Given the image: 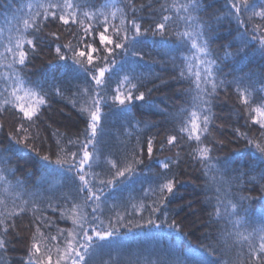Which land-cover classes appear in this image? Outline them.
Here are the masks:
<instances>
[{
	"label": "trees",
	"instance_id": "1",
	"mask_svg": "<svg viewBox=\"0 0 264 264\" xmlns=\"http://www.w3.org/2000/svg\"><path fill=\"white\" fill-rule=\"evenodd\" d=\"M36 2L40 0H0V51H3L2 45H6L10 37L14 41L23 29V19L29 15L25 5ZM99 2L103 3L104 0ZM165 2L171 5L174 0H115L117 7L124 9L129 17L135 15L141 18L142 27H147L158 18L160 5ZM175 2L179 5L184 0ZM128 3L137 9L135 14L125 8ZM202 3L198 19L211 22L219 29L221 38L211 47L215 54L223 56V45L236 43L233 37L238 38L237 29L240 26L234 19L216 24L218 15L222 19L224 17L226 0H202ZM149 4L153 7L149 8ZM35 10L32 9L33 12ZM169 14L174 17L175 23L165 37L149 34L140 38L142 42L136 45V49L143 56L142 59L139 55H132L131 51L121 55L120 50H117L115 65L111 72L105 74L106 84L101 95L107 102L102 101L100 105L97 144L88 147L95 161L93 173L98 174L99 178H110V170L114 171L111 162L122 166L135 149L146 146L148 138H153L154 154L151 159L145 156V163L138 165L136 172L126 182L117 180L116 187L105 190L100 218L105 223L108 218L114 221V213L118 212L126 220H131V231L120 228L118 243L113 242L110 246L97 249L92 256V264H153L157 260L177 256L190 257L194 249L203 250L208 246L214 250L213 259L219 260L220 264H248V241H239L235 234L241 232L248 235L252 232L258 227L261 211L264 210V182L259 181L264 164L256 162L259 153L254 144L247 142L259 139L264 129L249 119L246 106L240 103L235 83L230 82L238 76L250 78L245 82L250 84L252 106H259L264 102V77L261 76L264 59L256 55L250 46L246 50L247 56L225 60L221 65L226 75L220 78L227 82L218 87L212 97V123L208 132L201 136L212 149L209 154L211 163L223 173V182H220L221 177L215 169L209 168L207 162L194 158L195 140H188L186 134L179 133L176 145L166 143L167 137L178 134L182 122H186L190 113L197 111L200 105L194 76L199 70L198 62L193 60L191 71L180 78L179 69L165 54L169 49H181L186 55L195 54L194 49L186 46L182 48L176 32L187 30L195 34L196 22L194 20L188 24L176 18L177 15H186L182 11L177 14L173 10ZM115 23H119V13ZM64 28L55 21L43 24L41 30L35 33L39 41L37 54L29 55L20 73L26 88L39 91V84L47 93L48 102L40 106V118L30 129V134L38 137L36 147L41 155L49 154L53 160L61 146L76 152L79 158L80 145L85 142L86 129L89 128V117L86 112H81V108L91 105L96 89L90 76L65 67V62L60 61L55 54V45L69 40L75 44L79 40L81 46L91 43L94 47H103L97 33L85 34L76 25H71L68 31ZM52 32H59V41L49 35ZM27 35L29 39L33 38L31 29ZM3 64L5 66H0V74L10 71L6 67L7 61H3ZM130 67L144 78L141 90L145 92V101L137 100L130 105L134 120L121 112V106L111 99L118 81L123 79ZM0 86H3L2 80ZM56 87L64 90L63 97L55 95ZM19 95L24 97L23 92ZM20 103L28 106L30 97H24ZM13 111L15 115H12ZM21 115L18 110L10 109L4 116L7 127L0 131V168L4 169L6 177V182L0 183V200H3L0 213L4 214L0 215V219L11 225L7 233L0 225V239L5 241L0 247V264H29V249L37 227L44 234L40 255H45L44 247L47 245L51 250L52 264H56L57 259L63 257L68 242L74 243L72 237L67 235L78 231L70 210L82 203V194L77 193L72 182L63 180L57 174L47 175L34 152L24 150L16 154L9 150L8 132L17 125ZM161 146L163 151L159 150ZM93 147H96L95 152ZM166 159L179 161L168 169V173L177 179L176 193L168 197L170 203L161 202L153 191L165 171L155 161ZM253 168L255 172H251ZM42 176L46 179L41 180ZM213 176L219 183L213 182ZM17 181L21 184L17 185ZM218 196L224 201L220 205L222 219L213 215ZM241 197L248 199L242 200ZM229 199L237 204V213L243 220L238 227L234 224L237 216L228 217L223 213ZM21 207L25 209L23 212H19ZM153 207H159L160 211L153 213ZM13 211L19 212V215L9 216ZM86 211L91 213V209ZM161 214L169 220L174 219L183 235L166 227L157 232L146 225L150 216L158 221ZM137 222L145 224V227H135ZM31 261L35 264V257H31ZM41 264H47V260L44 259ZM60 264L69 262L63 258Z\"/></svg>",
	"mask_w": 264,
	"mask_h": 264
},
{
	"label": "snow or ice",
	"instance_id": "2",
	"mask_svg": "<svg viewBox=\"0 0 264 264\" xmlns=\"http://www.w3.org/2000/svg\"><path fill=\"white\" fill-rule=\"evenodd\" d=\"M25 7L28 9L29 15L28 18L23 19V29L19 31L14 41L10 37L9 42L2 45L3 51H0V66H5L3 61H7L6 67L10 70L0 74V80L3 81V86H0V98H2L0 99V131H4L7 127L4 116L9 110H18L22 115L13 130L8 132L9 150L16 154H20L24 150L34 152L41 162L40 167L46 171L47 175L57 174L63 180L72 182L77 193L82 194V203L74 205L70 210L73 224L76 225L78 231L67 233V235L72 237L74 243L68 242L63 257L58 258L56 264H60V259L63 258H66L69 264H92V256L97 249L110 246L113 242L118 243L117 238L121 235L120 228L131 231L129 228L131 220H126L125 216L118 212L114 213V221L108 218V222L105 223L100 218L103 213L104 200L102 198L105 190L109 187H116L117 180H120V183L126 182V179L136 172V167L145 163L144 157L151 159L154 154L153 138H148L146 146L135 149L133 155L122 166L118 167L116 162H111V169L114 171L110 170V178H99L98 174L93 173L95 161L93 160V153L89 152L88 147L97 144V128L101 119L100 105L102 101L107 102V99L101 95L106 84L105 74L111 72L115 65L117 50H120L121 55H127L131 51L132 55H139L142 59L143 56L136 49V45L142 42L140 38L149 34L165 37L175 23L174 17L169 14L173 10L177 14L181 11L185 13L186 15H177L176 18L182 19L188 24L195 20V34L187 30L176 32L182 48L186 46L194 49L195 54L186 55L181 49H169L165 54L172 59L173 64L179 69L180 78L185 77L191 71L193 60L198 62L199 70L194 73V76L197 99L200 101V105L197 111L190 113L186 122H182L178 134L167 137L166 143L170 146L176 145L179 133L186 134L188 140H195L194 158L201 162H207L208 167L215 169L217 175L221 177L220 182H223V173L215 164L211 163L209 154L212 149L205 144L201 136L208 132L209 125L212 123V97L217 88L227 82L226 79L220 78L222 75H226L221 66L224 61L247 56L246 50L250 46L256 55L264 59V0H226L224 17L222 19L218 15L216 24L221 25L234 19L240 28L237 29L238 38L233 37L236 43L229 42L223 45V56L215 54L211 47L221 38L219 29L211 22L198 19L203 7L202 0H184V3L179 5L175 0L171 5L167 2L161 3L158 18L147 27H142L141 18L135 15L129 17L124 9L118 8L115 0H104L103 3H100L99 0H40V2L29 3ZM148 7L151 8L153 5L149 4ZM33 8L36 9L34 12L32 11ZM125 8L131 10L133 14L137 11L131 3L125 4ZM117 13H119L118 24L115 23ZM52 21L65 26V31H68L71 25H76L85 34L97 33L99 42L103 45L102 48L94 47L91 43L81 46L79 40L75 44L69 40L67 43L55 45V54L60 61L65 62L66 68L75 73H84L90 76L96 85L91 105L88 108H81V112H86L89 117V128L86 129L85 142L80 145L79 158H77L76 152L66 150L63 146L60 147V151L55 153V160L49 154L41 155L36 147L38 137L35 134H30V129L36 125L40 118V106L48 102L47 93L39 84H37L39 91L26 88L20 73L26 66L29 55L37 54L39 41L35 38V33L41 30L44 23ZM109 28L112 29L111 33H109ZM29 29L32 30L33 38L31 39L27 35ZM49 35L56 41L60 40L59 32H52ZM224 38L227 39V37ZM97 60L99 63H96ZM69 61L71 63H68ZM261 76L264 77V71L261 72ZM143 79L135 68L130 67L124 73L123 79L118 81L111 97L114 103L121 106V112L133 120L135 117L132 116L130 105H133L134 101L137 100L145 101V92L141 90L144 86ZM246 79L250 80L245 76H238L230 83H235L240 103L246 106L249 119L252 123L259 125L260 129H264V102H261L257 107L252 106V93L249 91L250 84L245 82ZM20 92L24 93V97H30L28 106L20 103L24 98L19 95ZM54 92L57 96H64L62 88L56 87ZM12 115H15V111L12 112ZM25 121L28 123L25 124ZM180 138L183 139V137ZM247 142L254 144L259 153L256 162L264 164V132L261 133L259 139L254 138ZM159 150L163 151V146ZM95 151L96 147H93V152ZM155 163L165 171L153 191L158 194L161 202L170 203L168 197L175 195L177 179L168 173V169L172 164L179 163V161L166 159L155 161ZM255 171L256 169H251V172ZM249 174L251 173H244V175ZM45 179V176L41 177V180ZM212 180L214 183H219L216 181V176H213ZM259 181L264 182V169L260 170ZM3 182H6V177L4 176V169L0 168V183ZM19 184L21 182L17 181V185ZM217 191L220 189L217 188ZM241 199L248 198L241 197ZM217 201L213 215L222 219L220 205L224 201L219 196ZM0 204H3V200H0ZM49 206L51 207V204ZM77 208H79L78 212ZM86 209H91V213H88ZM24 210L21 207L19 212ZM151 211L156 213L160 211V208L153 207ZM19 212L13 211L9 216L19 215ZM223 213L228 217L237 216L238 218L234 221L237 227L243 222L237 213V204L233 203L231 199L228 200ZM0 215L4 214L0 213ZM145 223L150 229L157 232L163 231L166 227L168 230L183 235L175 220H169L163 214L158 221L150 216ZM0 225L3 226L5 233L11 226L3 219H0ZM135 227L143 229L145 224L137 222ZM235 235L239 241H248V264H264V210L261 211L258 227H255L248 235L241 232H237ZM51 239L56 238L52 237ZM257 240L259 241L258 244L256 243ZM4 243V239H0V247H3ZM42 243H44V234L37 227L36 235L32 237L29 249V264H32L31 257H35V264H41L44 259L47 260V264H52L51 250L47 245L44 247L45 255H40ZM57 251L59 252V249ZM213 255L214 250L208 246L203 250L194 249L190 257L177 256L162 261L157 260L153 264H220L219 260L213 259Z\"/></svg>",
	"mask_w": 264,
	"mask_h": 264
},
{
	"label": "rangeland",
	"instance_id": "3",
	"mask_svg": "<svg viewBox=\"0 0 264 264\" xmlns=\"http://www.w3.org/2000/svg\"><path fill=\"white\" fill-rule=\"evenodd\" d=\"M91 234V233H90Z\"/></svg>",
	"mask_w": 264,
	"mask_h": 264
}]
</instances>
